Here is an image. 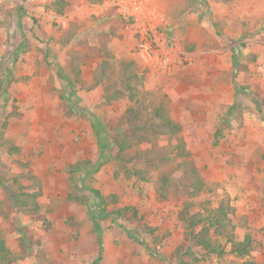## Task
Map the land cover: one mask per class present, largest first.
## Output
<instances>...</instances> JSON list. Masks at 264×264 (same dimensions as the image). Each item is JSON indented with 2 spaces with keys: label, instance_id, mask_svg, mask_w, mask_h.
I'll return each mask as SVG.
<instances>
[{
  "label": "rangeland",
  "instance_id": "obj_1",
  "mask_svg": "<svg viewBox=\"0 0 264 264\" xmlns=\"http://www.w3.org/2000/svg\"><path fill=\"white\" fill-rule=\"evenodd\" d=\"M52 1L0 0V235L11 250L29 251L18 264H179L190 238L179 219L185 203L208 214L221 202L234 208L237 239L251 233L254 248L230 254L219 237L226 253L202 264H264V0H146L182 59L171 69L143 54L132 19L112 0H66L63 13ZM104 47L111 70L97 82ZM122 61L136 73L142 108L162 103L183 124L158 138L172 155L164 199V161L141 178L116 157L113 138L131 101H107L105 87L122 79ZM81 161L90 164L71 170ZM191 163L197 171L186 173ZM20 187L23 205L14 206Z\"/></svg>",
  "mask_w": 264,
  "mask_h": 264
},
{
  "label": "trees",
  "instance_id": "obj_2",
  "mask_svg": "<svg viewBox=\"0 0 264 264\" xmlns=\"http://www.w3.org/2000/svg\"><path fill=\"white\" fill-rule=\"evenodd\" d=\"M96 2H102L103 0H95ZM52 6L59 13H63L68 6L66 0H53ZM25 12V8L22 7ZM107 51L103 54V60L101 62V73L95 78L97 82H101L105 77H109L107 71L111 70L109 64V49L104 47ZM189 49H192L190 47ZM237 55H233L235 59V65L237 66ZM122 68L120 74L123 75L119 82L111 83L105 87L106 100L111 102L114 99L121 97V95L127 94L131 104L127 107L125 113L119 120V126L117 134L114 135V142L117 149L116 157L121 164V167L129 174L137 175L144 178L149 172L150 167L157 165L156 160L164 161L165 167L159 170V181L162 187L159 192L161 199L168 197V190L170 185V171H167L168 162L172 158L171 152H165V149L158 144V138L162 136L177 135L183 129V124L176 120L171 114L170 109L160 103L153 108L149 113L145 111L141 104L138 90L134 85L136 73L131 69V63L122 61ZM77 78L81 76V70L79 65L74 66ZM69 87L74 89L72 80H67ZM63 104L69 107L68 114H71L75 109L74 103L70 96L62 93L60 94ZM20 116V113H16ZM176 144V153L187 159L190 156V151L185 149V141L182 138H178ZM147 144L145 149H134L136 144ZM135 150V152H132ZM167 151V150H166ZM188 156V157H187ZM145 161L148 164L147 169L134 168L130 164ZM90 163L81 161L74 163L70 166L71 170L79 171L86 168ZM185 169L186 173L196 172V168L193 163ZM25 187H20L19 190L13 191L12 198H15L14 206H22L21 202V190ZM99 194V192L97 191ZM33 194H38L34 192ZM11 195V194H10ZM69 198H74L73 194H69ZM103 200V198H102ZM183 210L179 212V219L186 224V230L189 235L188 242L182 243L178 250L179 264H202V261L206 259L207 254L216 253L219 256L226 253L225 247L218 242V238L221 237L226 240V244L229 245V253L238 256H245L251 253L254 248V239L251 233H246L243 239H237L235 235L236 224L232 221V214L234 208L230 204L221 202L216 209L208 211V214L195 212L191 213L192 203H185ZM191 204V205H190ZM124 211H128V207L119 208L114 210L117 216L123 215ZM200 230L196 231L198 227ZM199 248H203L201 251ZM29 254L24 245L20 243L18 249L11 250L5 239L0 235V264H18V261ZM186 256V257H185ZM242 264H248L244 262Z\"/></svg>",
  "mask_w": 264,
  "mask_h": 264
},
{
  "label": "built area",
  "instance_id": "obj_3",
  "mask_svg": "<svg viewBox=\"0 0 264 264\" xmlns=\"http://www.w3.org/2000/svg\"><path fill=\"white\" fill-rule=\"evenodd\" d=\"M112 5L125 17L132 19V28L135 34H139L137 44L143 54L169 69L182 61L179 51L157 31L159 19L156 14L153 18L146 0H112ZM260 70L264 79V62L260 65Z\"/></svg>",
  "mask_w": 264,
  "mask_h": 264
}]
</instances>
